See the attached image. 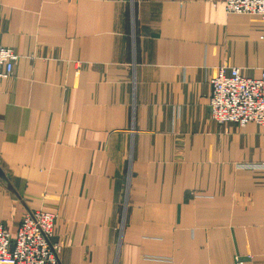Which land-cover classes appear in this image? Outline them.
<instances>
[{"label": "crops", "instance_id": "0c3cea01", "mask_svg": "<svg viewBox=\"0 0 264 264\" xmlns=\"http://www.w3.org/2000/svg\"><path fill=\"white\" fill-rule=\"evenodd\" d=\"M0 45L18 54L0 78L10 234L39 208L60 264H264L262 127L208 106L219 66L259 77L258 16L222 0H0Z\"/></svg>", "mask_w": 264, "mask_h": 264}, {"label": "built area", "instance_id": "2783aa9c", "mask_svg": "<svg viewBox=\"0 0 264 264\" xmlns=\"http://www.w3.org/2000/svg\"><path fill=\"white\" fill-rule=\"evenodd\" d=\"M228 13L251 14L264 22V0H222ZM132 6V5H131ZM130 6V20L133 12ZM133 39V34H131ZM18 54L0 45V78L11 74ZM209 114L217 123L244 126L254 122L264 134V67L257 78L247 77L240 68L221 65L210 78ZM54 213L43 209L27 211L14 235L0 221V264H60L62 246L52 241L55 229ZM231 264H246L234 256Z\"/></svg>", "mask_w": 264, "mask_h": 264}]
</instances>
